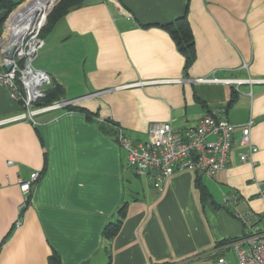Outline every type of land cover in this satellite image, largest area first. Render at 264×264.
<instances>
[{
	"label": "crops",
	"instance_id": "crops-1",
	"mask_svg": "<svg viewBox=\"0 0 264 264\" xmlns=\"http://www.w3.org/2000/svg\"><path fill=\"white\" fill-rule=\"evenodd\" d=\"M185 11L196 51L186 74L161 27ZM41 40L33 69L87 113L59 108L0 124V264H49L51 254L60 264H210L232 247L219 241L243 235L241 214L264 226V0H90ZM211 75L243 82L194 80ZM21 112L0 85V120ZM205 114L252 119L257 147L254 163L234 146L223 169L200 174L209 197L201 201L192 170L159 189L153 170L128 165L119 129L135 143L153 124L184 129ZM33 172L27 194L19 181ZM124 203L108 240L103 229Z\"/></svg>",
	"mask_w": 264,
	"mask_h": 264
},
{
	"label": "built area",
	"instance_id": "built-area-1",
	"mask_svg": "<svg viewBox=\"0 0 264 264\" xmlns=\"http://www.w3.org/2000/svg\"><path fill=\"white\" fill-rule=\"evenodd\" d=\"M36 34L31 35L24 44L18 46L11 60L0 55V85L8 89L12 99L21 100L23 107V112L1 119L0 124L31 118L37 113L71 104L70 100H61L49 105L30 107L33 101L43 96L42 85L49 82L47 75L34 70L30 65L33 56L42 45L41 38L36 37L38 35ZM19 59L24 60L22 66L18 62ZM7 61L11 65L9 70L5 68ZM30 73L44 75L45 78L32 85L31 82L29 83ZM194 80L229 85L243 82L241 79L219 78L214 75L198 77ZM252 125V119L236 125L225 118L205 114L194 126L184 129L174 128L169 123L153 124L145 141L134 143L121 129L117 138L119 145L126 152L128 165L138 174L153 170L155 186L162 189L164 180L176 171L192 170L199 174L213 175L226 166L228 153L234 146L241 149L237 151L239 161L254 163L252 156L257 151V147L251 141ZM237 129L239 135L235 136ZM37 176L38 173L33 172L29 180L19 181L23 192L29 193L31 183ZM259 194L264 202V189L260 190ZM239 217L244 225V233L231 242L237 264H264V226L260 224L259 217L252 212L246 211ZM210 264L230 263L224 256H219Z\"/></svg>",
	"mask_w": 264,
	"mask_h": 264
},
{
	"label": "trees",
	"instance_id": "trees-1",
	"mask_svg": "<svg viewBox=\"0 0 264 264\" xmlns=\"http://www.w3.org/2000/svg\"><path fill=\"white\" fill-rule=\"evenodd\" d=\"M23 1L24 0H0V36L3 32L4 22L6 18L16 8V6ZM89 1L90 0H59L57 4L53 7L51 12L49 13L47 22L45 26L39 31L38 36L42 38L43 35L46 34L52 28V26L59 18L64 16L70 10L80 7ZM161 27L169 34L177 50L183 56L184 58L183 72L186 74L196 57L194 37L187 18L186 11L182 15L173 18L171 21L162 24ZM18 62L21 66L24 63L23 59H19ZM235 98H236V94L235 92H232L230 98L226 103V106L227 107L230 106L235 101ZM61 100H65L64 88L62 85L54 82L44 87L43 96L33 101L31 106L36 107L41 105H49L54 101H61ZM18 102L20 104L22 103L21 100H18ZM62 108L69 110H79L87 113V111H85L83 107L75 106L72 104H67ZM200 177L201 175L197 173L195 179L196 180L195 185L199 191L200 199L202 201L205 198L209 197L210 195L209 192L207 191L206 186L201 182ZM125 208L126 205L124 203L117 212L118 213L117 218L114 221H111L106 224L105 228L103 229V236L106 239L109 240L113 238L116 235V233L119 231L122 221L125 217V213H126ZM236 239L238 238L233 237L230 239H223L218 242V245L232 242ZM48 262L49 264H60L58 257L55 254H51L49 256ZM109 263L110 261H108L106 264Z\"/></svg>",
	"mask_w": 264,
	"mask_h": 264
},
{
	"label": "bare ground",
	"instance_id": "bare-ground-1",
	"mask_svg": "<svg viewBox=\"0 0 264 264\" xmlns=\"http://www.w3.org/2000/svg\"><path fill=\"white\" fill-rule=\"evenodd\" d=\"M56 0H27L23 3L21 11L9 20L4 35L10 42H18V37L33 30L36 31L44 21L49 8ZM45 78L40 74H29V83L35 85L40 79ZM34 92V88L31 89Z\"/></svg>",
	"mask_w": 264,
	"mask_h": 264
},
{
	"label": "rangeland",
	"instance_id": "rangeland-1",
	"mask_svg": "<svg viewBox=\"0 0 264 264\" xmlns=\"http://www.w3.org/2000/svg\"><path fill=\"white\" fill-rule=\"evenodd\" d=\"M26 0H24L23 2H21L20 4H18L17 6H19V5H21L22 3H24ZM16 6V7H17ZM50 9V8H49ZM51 12V11H50ZM50 12H48L47 11V17H46V19H45V21H44V23L42 24V26L40 27V29L37 31V32H35V33H37V34H39V31L45 26V24H46V22H47V18H48V15H49V13ZM8 23V22H7ZM7 23H4V27H3V32H2V34H1V36H0V55L2 54V51L4 50V48L6 47V46H8L9 45V40L6 38V36L4 35V33H5V30H6V26H7ZM39 28V27H38ZM37 28V29H38ZM34 33V34H35ZM26 34V33H25ZM36 34V35H37ZM31 35H33V34H31ZM31 35H28V36H26L25 35V37L23 38L22 37V39H20L19 40V38L22 36H19V38H18V46H20V45H22V44H24L25 43V41L27 40V38H29ZM36 37H39L38 35L36 36ZM40 38V37H39ZM1 57V56H0ZM23 62H24V60H23ZM31 67L32 68H34L33 66H34V64H33V62H31ZM48 80H49V78H48ZM49 83V82H48ZM48 83H45L44 85H42V89L44 88V87H46L47 86V84ZM31 108H32V106H30ZM263 224H264V216L262 217V221H261ZM223 255H224V257L227 259V261L230 263V264H237V261H236V258H235V255H234V250H233V247H229V248H227V250H225L224 252H223Z\"/></svg>",
	"mask_w": 264,
	"mask_h": 264
},
{
	"label": "water",
	"instance_id": "water-1",
	"mask_svg": "<svg viewBox=\"0 0 264 264\" xmlns=\"http://www.w3.org/2000/svg\"><path fill=\"white\" fill-rule=\"evenodd\" d=\"M59 0H56L54 3H53V5L50 7V9L48 10V12H50L52 9H53V7L57 4V2H58ZM25 2H27V0L25 1ZM24 2V3H25ZM23 4V3H22ZM21 4V5H22ZM21 5H19V6H17L9 15H8V17L6 18V20H5V22L4 23H7L9 20H11V19H13L15 16H16V18L18 17L17 16V13L19 12V11H21V9H22V6ZM46 17H47V15H46ZM46 17H45V19H46ZM42 26V25H41ZM40 26V27H41ZM40 27L36 30V31H33V30H31V31H29L28 33H26V34H24V35H22L20 38H19V40L20 39H22V37L24 38L25 37V35L26 36H28V35H31V34H34L35 32H37L39 29H40ZM19 42V41H18ZM18 42H10L9 43V45L8 46H6L5 48H4V50L2 51V55L7 59V60H11L14 56H15V53L17 52V50H18ZM10 62L9 61H7L6 62V64H5V68L7 69V70H9L10 69Z\"/></svg>",
	"mask_w": 264,
	"mask_h": 264
}]
</instances>
